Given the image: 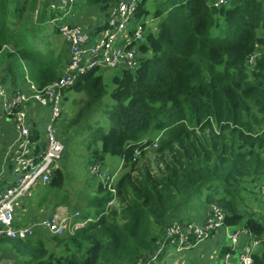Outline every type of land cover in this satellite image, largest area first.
<instances>
[{
	"label": "trees",
	"instance_id": "trees-1",
	"mask_svg": "<svg viewBox=\"0 0 264 264\" xmlns=\"http://www.w3.org/2000/svg\"><path fill=\"white\" fill-rule=\"evenodd\" d=\"M51 1L43 3L40 16ZM80 1L102 18L117 2ZM216 1L151 0L150 9L147 0L138 1L134 20L144 29L138 67L110 76L109 127L90 134L91 143H100L91 152L92 164L101 167L105 155L123 161L114 184L118 201L108 206L113 196L100 181L79 216L92 220L74 234L46 242L4 237L0 246L28 264L146 263L179 207L202 187L213 188L205 201L225 210L227 227L264 239V219L252 218L238 205L246 183L264 180V0H228L215 7ZM39 3L0 0V85L9 83L12 94L26 78L39 89L50 85L61 75L62 61L68 62V54L54 56L48 40L46 45L36 41L38 17L29 28L28 17L22 24L23 13L35 11ZM10 20L17 28H10ZM53 33L57 36L56 27ZM104 73L85 72L65 91L84 97L76 102L68 128L84 122L103 98ZM33 132L30 139L36 141L39 135ZM147 150L153 159L146 157ZM63 184L62 172L54 168L42 189ZM228 251L222 247L219 256ZM251 257L253 264H264V242Z\"/></svg>",
	"mask_w": 264,
	"mask_h": 264
},
{
	"label": "built area",
	"instance_id": "built-area-1",
	"mask_svg": "<svg viewBox=\"0 0 264 264\" xmlns=\"http://www.w3.org/2000/svg\"><path fill=\"white\" fill-rule=\"evenodd\" d=\"M75 0H53L49 6L58 13H64L70 9ZM139 0H117L107 11L104 17V28L91 36L81 26L73 24H58L59 19L52 17L50 23L58 29L62 41L68 48V62L64 66L58 80L39 89L27 78L26 91L18 87V91L7 97V90L0 85V105L4 108L15 124L18 132L16 143L8 150L5 159L13 163L15 181L0 188V238L15 240L31 239L38 230H46L53 234H64L80 228L91 221L89 218L79 219L75 213L66 216L60 221V213L53 218L41 222L17 224L14 219L18 200L35 185H46L52 176L55 163L58 161L62 151V144L58 138L57 131L52 124L61 116L60 105L64 92L73 86L76 79L83 73L99 69L107 71L110 68L123 66L129 71L138 67V46L143 42L142 33L144 29L135 24L131 29L129 23L135 18V12ZM228 0H217L215 7L227 4ZM52 11V10H50ZM65 14V13H64ZM254 56L250 57L252 60ZM23 85V84H22ZM10 89V88H6ZM12 89V88H11ZM48 109L47 121L43 129L44 148L33 155V143L30 139L29 112L32 109ZM156 142V141H155ZM153 148H156L154 143ZM93 170H100L102 181L107 183V189L114 193V181L116 173L112 176L104 172L98 164H91ZM105 179V180H104ZM260 200L264 201V180L255 186ZM226 212L223 208L214 204L206 212L202 226L193 228L185 225L186 229L178 225H168L162 241L158 248L150 255L147 262L137 264H149L158 258L166 248H174L176 251H186L191 246L209 238L210 232L222 231L227 240L226 246L229 251L225 253L226 264H253L252 254L261 246L264 239L253 238L248 235L247 240L241 241L242 235L248 234L245 230L227 227L224 224ZM29 224V225H27ZM184 226V225H182ZM191 238L193 242H191ZM242 246V247H241Z\"/></svg>",
	"mask_w": 264,
	"mask_h": 264
},
{
	"label": "rangeland",
	"instance_id": "rangeland-1",
	"mask_svg": "<svg viewBox=\"0 0 264 264\" xmlns=\"http://www.w3.org/2000/svg\"><path fill=\"white\" fill-rule=\"evenodd\" d=\"M47 0H39V5L36 8L35 11H27L24 12V19L22 21V24L26 21V18L28 19L26 25L31 27L34 23L29 22L32 19L35 20L38 17V23L37 28L39 29V33H36V41L39 42L42 45L52 43L54 39H58L57 36L53 33L54 25L50 23V19L52 17H55L59 19L60 16L65 17L62 20H58V24H67L71 21L73 22V26H80L79 19L77 17L73 18L72 9L74 10L75 5L77 7H81L84 5L80 0H75L74 5L68 9L64 13H58L55 9H52L47 7V15L46 16H40V13L43 12V3H45ZM53 1V0H52ZM151 0H147L145 6L151 7ZM85 7V5H84ZM89 7V6H87ZM150 9V8H149ZM52 10V11H50ZM88 13H86V17L91 19L94 15H92V9H87ZM86 11V12H87ZM53 12V16H50V13ZM82 14V13H78ZM10 15L13 17L12 13ZM148 28L152 27L151 24H154L150 18L144 19ZM103 21L102 18L97 17L95 19H91V25L89 26L90 29H95L98 24H100ZM140 21V20H136ZM12 24L10 25L11 29L17 28L15 26V23L10 20ZM29 22V23H28ZM135 24V20L133 19L129 25L128 28L131 29ZM86 32L89 31V29H84ZM60 37V35H59ZM48 40V41H46ZM61 40V37L59 38ZM64 59V56H63ZM63 63V61H62ZM125 68L123 66H117L116 68H110L104 73V83H105V94L101 101L97 103L96 106L93 107V109L87 113L84 117V122L82 121L79 123L76 128H68L67 123L70 119V117L75 113L78 104L76 103L80 99H83V94L74 93L71 92H65V96L67 100H64L62 97L60 105L62 107V112L60 118L56 120L55 123L52 124L53 128L58 133V138L62 144V151L60 153V156L58 158V161L55 163L54 168L60 169V171L63 174L64 177V184L61 187V189L52 190L47 189L43 190L42 188L47 187V184L45 186L42 185H35L32 187L33 189H39V194L33 197L32 201L30 202L29 208L33 210L34 214H40L42 211V219H39L37 221H32L29 224L33 222H41L43 220H48L53 218L55 215L63 213L60 217V221L66 217L73 215L75 213L79 214V216L85 212L87 204L89 200L96 195L97 185L102 182V179H98L100 175V170H93L91 164L92 157V150L100 149V143H91L90 134L91 132L97 128L102 127L103 129H108L109 127V118L108 113L114 106V102L112 98L110 97V93L112 91V83L110 82L109 78L112 74L115 72H120L121 70H124ZM61 73V72H60ZM4 91H6V85L4 86ZM44 108H42L43 110ZM6 110L3 108H0V119L5 116ZM45 113H48V109L45 110ZM46 121L43 123L42 131L46 125ZM41 129V127H40ZM72 130L73 132L69 134V131ZM42 135V134H41ZM43 137V136H42ZM90 145V149H89ZM152 153L147 150L146 157L153 159ZM104 161L111 160L113 165V171L117 172V177L115 179V182L119 178V176L123 173V170L119 172L118 167L120 166V158L118 157H112L109 155H105ZM144 159L140 160V164L143 163ZM101 164V169L105 172L106 170L103 168V164ZM153 168L156 169L155 163H153ZM109 171H111V168H108ZM117 170V171H116ZM50 182V181H49ZM260 182H256L253 184H245L244 188L245 190H242L239 194V200L238 205L239 208L242 211L247 212L246 214H249L252 218L256 220L263 221L264 219V201L260 200L258 197V193L255 190V186ZM213 188L208 187H202L198 191H196L193 195V206L194 211L193 213L192 207L186 208L185 205H181L179 207V212L174 214L173 221L170 223L172 225H178L183 229H186L185 225H190L193 228H200L202 226V222L204 220V217L206 215V212L208 208L214 204H209L205 201L206 195L210 194ZM110 192V191H109ZM113 198L109 202L108 206L111 207L112 204H115L118 199L116 196V193H111ZM38 198V201L36 203V200ZM207 203V204H203ZM36 207V208H35ZM108 210V207H107ZM19 218L17 217V220H25L27 219L26 216L23 215L25 211H20ZM26 215V214H25ZM180 216V217H178ZM41 217V216H40ZM92 220V218H90ZM21 224V223H20ZM26 224V223H25ZM27 224V225H29ZM23 225V224H21ZM184 225V226H182ZM78 229V228H77ZM77 229L72 230L71 232H66L64 234H53L46 230H38L35 235L31 238L32 240H38L41 239L42 241L46 242L47 239L51 238L52 236H67L69 234H74ZM233 230V228L231 229ZM221 231V230H220ZM209 234H214L213 232H210ZM209 239V238H207ZM205 239V240H207ZM226 240V239H225ZM241 241H244V235L241 237ZM227 243V240H226ZM6 247L5 245L0 246V249ZM242 247V246H241ZM204 249L206 247H203ZM202 248V249H203ZM184 251V250H183ZM1 255V254H0ZM159 255H164V252L159 253ZM211 255V254H210ZM217 256V255H216ZM165 257V260H164ZM21 259V258H20ZM162 261L159 264H197L198 259L191 256V254L183 252H179L172 255H165L163 256ZM159 259V260H160ZM219 259V258H218ZM0 260L9 261L8 253L5 251L2 253ZM158 260V261H159ZM24 263L28 264L27 261H24ZM211 264V263H210ZM220 264V263H219Z\"/></svg>",
	"mask_w": 264,
	"mask_h": 264
},
{
	"label": "crops",
	"instance_id": "crops-1",
	"mask_svg": "<svg viewBox=\"0 0 264 264\" xmlns=\"http://www.w3.org/2000/svg\"><path fill=\"white\" fill-rule=\"evenodd\" d=\"M88 8H90V7H87V6L84 7V5L76 8L75 14L73 15V18L77 17L79 19L80 26L83 29L88 28L89 32L92 33L91 36H94L96 33V30L98 28L104 27V22H103L104 18H102L101 14L97 13L98 11L93 10L92 15H94V13H95V16H93L91 19L96 20L97 17H100L103 19V21L100 24H98L95 29H90L89 26L91 25L92 22H91V19L86 17V13H88V11H87ZM47 13L48 12H46V15H47ZM78 13H82V14H78ZM69 24H73L71 19H70ZM57 37H58V39H54L52 42V45H51V48L54 50V53H55L54 56L63 52L64 58H65V56L68 54V48H67L66 44L62 41V39L59 40L60 37L58 34H57ZM66 58H67V56H66ZM66 63H67L66 60L63 61V65L61 67V73H62V70H63L64 66L66 65ZM5 85H6V88H10V89H6L7 90V97L6 98H9L13 89H11L12 87H10L9 83H7ZM5 85H3V87ZM20 86H21L22 90L26 91L27 85L25 83L23 85L20 84ZM64 96H65V94H63V98H64ZM0 108H2L1 105H0ZM47 114L48 113H45V110L44 109L42 110V108L32 109L29 112V125L28 126H29V130H30V137L33 136V134H34L33 131L38 132V135H39V137L36 141L32 140V143H33V148H32L33 149V155L32 156H35L37 153H39L45 146L42 126H43V123L45 122V120H47V118H48L46 116ZM40 127H41V129H40ZM17 139H18V132L15 129L14 121L12 120V117L9 116L7 114V112H5V116L2 117V119H0V188L5 186V185H9L15 181L16 176L13 172V163L10 160H6L5 157H6V155L9 154L8 150L10 148H12V146L16 143L15 141ZM121 164H122V160L120 159V166L118 167L117 170H120ZM103 165H104L103 168L106 170L105 172L107 174H109L110 176L115 174V171L112 172V170H113L112 168H113L114 164L112 163L111 160L104 161ZM109 167L111 168V171H109V169H108ZM31 189L29 191H27V193L24 194L17 202V206H16L15 214H14V219H15V222L17 224H19V223L25 224V223H29L32 221H37L39 219H42V211L40 214H34L33 210L29 208V206L31 205L30 202L32 201L33 197H35L37 195V191L41 188H39V189L35 188L33 190H31ZM193 197L191 199H189V201L184 203V205L186 208L191 206L193 213H195V211H194L195 208L193 206V201H192ZM37 201H38V198L36 200V203H37ZM202 203L207 204L204 202H202ZM20 211H25L23 218H24V216H26L27 219L17 220V217L19 218V214L21 213ZM178 212H179V209L177 210L176 213H178ZM175 217H177V216H175ZM178 217H180V216H178ZM247 238H248V234H245L244 240L246 241ZM191 242H193V241H191ZM224 246H226L225 234L222 231H218L215 234H211L209 239L203 240V241L195 244L194 246H191L188 250H186V252L191 254L192 257L198 259L197 264H210V263L211 264H219V263L220 264H226L225 260H224L225 254L222 257L219 256V250ZM203 247H206V248L204 249ZM5 251L8 253L9 261L7 262L4 260H0V264H26V263H24V260L14 256L13 254H10L9 250L6 247L0 249V254L2 255V253ZM163 252H164V255H161V258H163V256H165V255L174 256L175 254H177V252L178 253L179 252L185 253V251H176L174 248H166L165 250H163ZM1 255H0V257H1ZM164 260H165V257H164ZM161 261H162V259H160L155 264H159ZM162 264H164V262Z\"/></svg>",
	"mask_w": 264,
	"mask_h": 264
},
{
	"label": "clouds",
	"instance_id": "clouds-1",
	"mask_svg": "<svg viewBox=\"0 0 264 264\" xmlns=\"http://www.w3.org/2000/svg\"><path fill=\"white\" fill-rule=\"evenodd\" d=\"M155 141H156V139H155ZM153 147V146H152ZM122 160V159H121ZM92 164V163H91ZM90 164V165H91ZM122 168H123V161H122V164H121V167H120V170H119V172L122 170ZM116 173V176H115V179H116V177H117V172H115ZM109 175V174H108ZM116 182L114 181V184H115ZM90 219V218H89ZM215 234V233H214ZM163 252V251H162ZM159 256V255H158ZM155 261V260H154ZM154 261H152V262H154Z\"/></svg>",
	"mask_w": 264,
	"mask_h": 264
},
{
	"label": "water",
	"instance_id": "water-1",
	"mask_svg": "<svg viewBox=\"0 0 264 264\" xmlns=\"http://www.w3.org/2000/svg\"><path fill=\"white\" fill-rule=\"evenodd\" d=\"M154 252H152L151 254H153Z\"/></svg>",
	"mask_w": 264,
	"mask_h": 264
},
{
	"label": "bare ground",
	"instance_id": "bare-ground-1",
	"mask_svg": "<svg viewBox=\"0 0 264 264\" xmlns=\"http://www.w3.org/2000/svg\"><path fill=\"white\" fill-rule=\"evenodd\" d=\"M4 90V89H3ZM178 253V252H177Z\"/></svg>",
	"mask_w": 264,
	"mask_h": 264
}]
</instances>
